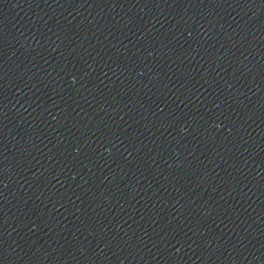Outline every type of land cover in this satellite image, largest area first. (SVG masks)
Returning <instances> with one entry per match:
<instances>
[{
  "label": "water",
  "instance_id": "water-1",
  "mask_svg": "<svg viewBox=\"0 0 264 264\" xmlns=\"http://www.w3.org/2000/svg\"><path fill=\"white\" fill-rule=\"evenodd\" d=\"M0 264H264V0H0Z\"/></svg>",
  "mask_w": 264,
  "mask_h": 264
}]
</instances>
